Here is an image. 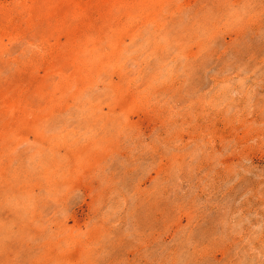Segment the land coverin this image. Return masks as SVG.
<instances>
[{"label": "rangeland", "instance_id": "1", "mask_svg": "<svg viewBox=\"0 0 264 264\" xmlns=\"http://www.w3.org/2000/svg\"><path fill=\"white\" fill-rule=\"evenodd\" d=\"M0 264H264V0H0Z\"/></svg>", "mask_w": 264, "mask_h": 264}]
</instances>
